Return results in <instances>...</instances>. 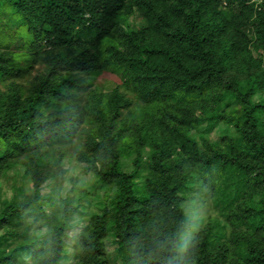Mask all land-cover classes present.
Returning <instances> with one entry per match:
<instances>
[{
	"label": "trees",
	"instance_id": "16d2710c",
	"mask_svg": "<svg viewBox=\"0 0 264 264\" xmlns=\"http://www.w3.org/2000/svg\"><path fill=\"white\" fill-rule=\"evenodd\" d=\"M66 158L102 200L57 195ZM16 175L0 264H264V0H0V179ZM189 196L222 221L189 237Z\"/></svg>",
	"mask_w": 264,
	"mask_h": 264
},
{
	"label": "rangeland",
	"instance_id": "374dc122",
	"mask_svg": "<svg viewBox=\"0 0 264 264\" xmlns=\"http://www.w3.org/2000/svg\"><path fill=\"white\" fill-rule=\"evenodd\" d=\"M99 83L106 85L108 83V76L101 77L99 79ZM112 85L114 86L115 83ZM222 129H223V126L218 124L213 129V131L210 133V138L212 140H216L217 138H219L220 136L228 132V128L224 127V130ZM63 167L67 169V172L65 174L63 186L61 187L59 191H57V195L60 194L61 196H64L66 191L69 190L72 186H74V187H80L83 189H87L88 193L93 196L95 201L102 200V197L104 193L106 194V191H104V188L101 187V185L92 178L91 173H87V171L85 170L84 164L82 163L76 164L70 158H66L64 160ZM20 171H21L20 169L18 170L16 168L12 170L13 174L15 173L21 174ZM54 181L55 179L49 178L46 181V185H49L50 183L54 184ZM14 187L21 188V181L18 175L9 177L7 179L1 178L0 179V198L3 199L5 197H12V195L14 194H20L21 191L23 190V189H14ZM26 191L29 193L32 192L31 189L24 186V192ZM48 191H49V188L42 187L41 189V193H45ZM203 201L204 200L201 199V196L199 197L189 196L182 203L184 212L186 215L189 216L191 209L193 207V204H195V207L199 209V213H200V219L198 220V222H196L195 224L191 223V229L189 230V233H188L189 237L191 235H194L195 232L198 230V228L202 224H204V222H206V220H208L209 218L218 217L219 220L222 221L217 211L214 208L208 209L206 206H204ZM70 235L71 234H68L69 237ZM66 243L71 244V239L69 238L66 239ZM105 243H106V250L109 253H114L115 244L111 240L106 241ZM66 247H68V245H66Z\"/></svg>",
	"mask_w": 264,
	"mask_h": 264
},
{
	"label": "clouds",
	"instance_id": "9594fccd",
	"mask_svg": "<svg viewBox=\"0 0 264 264\" xmlns=\"http://www.w3.org/2000/svg\"><path fill=\"white\" fill-rule=\"evenodd\" d=\"M188 222L195 224L196 222H198V220L200 219V213H199V209L197 207H195V204H193V207L191 209V212L188 216ZM177 252L178 253H184L187 251L188 249V240H181L177 245ZM171 264V261H170Z\"/></svg>",
	"mask_w": 264,
	"mask_h": 264
}]
</instances>
